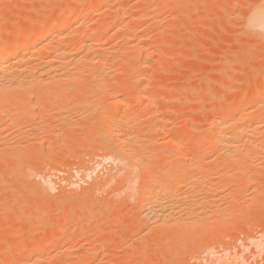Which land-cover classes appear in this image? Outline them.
<instances>
[{"label": "rangeland", "instance_id": "rangeland-1", "mask_svg": "<svg viewBox=\"0 0 264 264\" xmlns=\"http://www.w3.org/2000/svg\"><path fill=\"white\" fill-rule=\"evenodd\" d=\"M257 2L256 0H162L161 2H159L158 0H109L105 5H103L104 7L102 6L101 8L99 7L97 0H0V37L2 38V40L0 41L6 39L8 40L9 37L20 38V36H24L26 34L25 31H28V26L31 24L30 21H37V23L35 24H37L39 28L41 26L46 27L52 22V19L54 20L56 17H63L64 7L69 6L70 8H73H71L72 10L75 9L73 11L74 16L82 8H89L90 10H93L92 14H94L91 15L90 21H86L84 25L83 23H80V26L79 24L73 25L68 31L63 34L64 36L62 37V39L57 40V44L60 45L65 40V44L73 43L77 40V34H80L78 33V31L80 32L81 30V32H83L86 29L88 30V26H91V28L93 29H100L103 26V22L111 19L115 14H118V16H123L117 17L120 24L119 29L121 28V32L119 31L116 35H114V37H109L110 39L108 40L107 38H105V42L101 38L100 44H102L103 46L99 45L102 46L99 48L100 50L102 49L101 55L104 54L103 52L107 51L104 50V48L110 49L111 47L110 50L108 49L109 55L107 52V54H105L109 56L107 57L109 58V61H111L112 59L115 60V58L120 60V51L122 50V52L124 53L126 49L125 45H129L127 44L128 39L126 38H129L130 35L125 32H129L130 29L133 31V29L143 28V32L139 29L141 31L139 33L140 35L142 33L145 35L143 37L144 41L142 38H140L142 36H140L135 30L131 33L133 34V36L129 38V41L133 40V43L138 46L140 45L139 42H141L142 39L144 46H142L141 44L140 46H142L143 48L139 47V49H146L144 48L146 46L150 50L147 49L146 51L144 50V52L143 50L140 51L138 49L141 53L142 51L144 53L140 55V52L137 53V51L136 53L140 56H137V58H135L134 60L133 58L131 61L129 60L127 62L128 65L127 63L123 64L124 68L121 67L123 69L119 67L121 70L116 67L115 69L114 63H111L113 64L112 66L114 69L108 68L109 65L106 67L104 66V64H101V68L103 70L102 72L107 73L110 69H112L113 73L112 71L109 72L114 74V71L118 69L114 75L111 74L112 77H110V79H108V73L107 75L104 73L102 75L103 77L106 76V79H108L106 82V87L108 85L110 86V88H112L113 86L119 87L120 85H124L130 90V87L132 86L131 91L133 90L132 93H134V95L136 94L135 99H137L138 102L140 101V99L141 101L143 100V98H141L140 96V94L142 93L140 92H143V94L146 93V96L147 93L152 94L153 96L154 93H157V95H155L156 97L154 96V99H157L158 97V101H155V99L154 101H152V103L154 104L149 103L150 105H148L147 103H145L147 105H143V103L145 102L144 99V102H139L142 105L140 106V104L136 102L137 100L134 102L131 99V103L133 101L134 106L132 105V108L131 106H129L130 109L127 107L125 109L123 103H117L119 98L122 97L119 101L125 98V93L124 97L120 96L121 93H119L120 95H118L117 97H120L118 99L115 98L117 100L110 97V101L109 97L108 99L106 97L104 99H101L103 97H99L98 100L100 101L101 99V103L98 100L97 103L99 102L100 105L103 104V106H98L99 104L96 103L97 107L95 108V111L97 108H99L100 111L103 107V109L106 111H102V113L104 112L103 114H105V112H107L109 114V111H111V107L113 108L114 106L113 101L115 100V102L117 103H115V105L116 107L118 106L117 111H122L121 108L124 107L122 113L124 112L123 114L125 115L121 116L122 118L123 116H125V121H127V124L131 123L129 125L133 127L131 130V127L127 125V127H130L128 129L129 132L132 131L131 133H133L139 129L141 131L142 126L141 133H143L144 131V133L147 132L150 134L146 135L139 132L141 136L143 135L142 137L149 136V139L147 140L149 141L148 143H150V145H148V143H144L143 141L146 139L144 138L143 140L142 137L141 139L143 141L140 139L139 142L141 141L144 143V145L146 144L148 146L147 147L145 145V147L147 148V153L149 150L152 151L151 154H148L151 155L149 162L146 160L148 158L145 159L148 163H150L147 165H150L149 169L147 167L146 168L148 170L145 168L146 172H152V170H154L158 166L163 167L164 169H167L170 166L169 168L173 169L175 168V166L179 165L180 162L182 164L184 163L185 165L187 164L186 168H188V173H186L185 176H190L188 178L186 177L187 180L189 178H192L193 175H195L194 177H196L197 173V176L201 175V180H203V178H205L203 177V175L205 172H207L208 175L205 173V176L207 177L201 182L202 185L199 183V190H196L199 193L194 192V198L198 199V201L200 200V197L203 198V203H201V200L197 202L198 204H203V207L206 206V200H208V202H211V204L212 202H214L213 205H211L214 208L221 205V207H219L217 210V215L221 212L222 209L224 212H227H223V216H220L221 220L220 217L218 219L225 224V228L222 229L220 228V226L215 227L217 232L219 233L216 234L217 232H213V236H210L212 234L210 233V230L206 231L208 230V227H206L207 229L204 228L205 231L200 230L202 228H199V232L196 228L195 230H193V233L194 231L197 232L194 233V236L188 235V237L191 236L190 238L192 239H195L193 237H195L196 235L195 240H187L186 238V240H181V235H178L179 233L173 234L174 236H170L167 234L162 235V233L158 229L150 230L146 226L143 227L144 224L141 221V206H139V203L137 201L131 200L132 198H129L128 200V194H126L127 192L124 190V188H122L123 186L110 176L109 173L112 169L111 167L113 162L108 158L109 149L100 140L96 141L94 133L93 131H91L90 126L91 124H94V122H92L94 120L93 118L97 117L95 115H102L100 113L101 111H96L97 114L93 115L95 117L91 116L94 113L93 111L92 113H90V110L94 109H91L92 107L90 108V106L96 105L95 100L98 96L96 97L94 93H89L90 91H87V94L81 92L83 89L87 88L89 84L87 83L88 86L86 83H83V86L79 85L81 89L77 84H72L73 86L71 85V87L67 85V87L69 88H66L65 85L64 87L68 92H70L72 88H74V91L77 88V90L75 91L76 93H74L72 90V94L68 92H65L66 94L64 93L63 96V93L59 94L63 97L62 98L60 96V99H58L59 95H56L57 100H55V98L54 100L56 102L54 101V103L48 102V100H50L53 96H51V98L48 100L46 96V98L43 97L42 100L44 101V103H37L38 106H36V103L34 102L35 109L34 105H31V107H33V112L35 115H33V113H28L32 109L28 108L30 107V103L32 104L33 100L35 99L38 102L37 95L34 92V94H32L33 96H28V99L29 97L31 98L30 101L28 100L29 103H27L26 105V107L28 106V109L26 110L25 107L26 112L30 116H27L24 111H17V114L16 111L11 113L8 112L10 114H7V111L5 109H7L8 107L0 110L5 113H2L3 116H1L2 114L0 113V119H2L0 121V135H2L0 136V145L2 144V147L0 146V156L3 153L8 156L7 157L5 155L7 158H5L4 156L0 157L2 159L0 160V248L6 238L11 240V238H9L8 236L11 237V235L14 234L16 230H20L19 238L13 241L8 240V248H6L4 252L0 250V264H19L23 260L25 262V256L22 254L19 255V250L22 248V246H24L23 248L29 249L39 246L38 248H40L41 252L44 253L43 251L46 249V241L54 237L53 233L55 229L59 227V225H61V222L67 216L71 217L74 221L78 220L81 217L83 219L81 221V224L78 223L77 225H75L69 223L67 225H63L65 227V229L64 227L62 228L63 233L60 236L54 237L55 240L53 246L55 247L57 245V248L58 246H64L65 242L67 240L70 241L71 237L74 235L73 241H76V248L74 249L75 253L73 252V256L69 254L67 257L65 255L67 257L66 260L68 259L67 264H71L72 262V264H76L78 259V262H80L81 260L80 264H264V146L261 145V147L259 146L258 149L257 147H252L255 148L254 150L250 148V150H253L250 151L252 153L251 156L253 157H250V160L247 158V160L238 162L235 160L231 161L225 159L226 157L220 151H216V148H209L208 151H201V148L197 147L196 144H193L194 138L186 136L189 133H192V136H196L197 139L198 135H195L197 133L199 135H207L206 131H208V129L211 127L212 120L215 116V110L217 108H222L230 103H238L240 105V103L242 102V109H246L248 101L253 99L252 96L255 90H260V88L263 87L264 32H255L250 30V28L249 30L247 29V23H249V21L247 22V18L249 20L248 14L250 13V11H252ZM122 7L131 8L132 10L131 12H127L124 10L122 11ZM115 10H118V12L116 13ZM143 11L145 12L144 14L147 13V15L142 16ZM124 12L126 14H124ZM121 24H124V27ZM25 26L27 29L25 28ZM91 28L89 27V30ZM76 30L78 31L76 32ZM134 33H137L138 37L140 36V39L136 36L133 39L135 35ZM65 35H67L66 38H68L69 40L66 38L65 40H63ZM59 41L60 43H58ZM136 42L139 44H137ZM54 43L55 45H57L56 41ZM123 47L125 48L122 49ZM149 53H151L150 57H147V54ZM38 59L39 56L35 57L34 60L37 62ZM103 59H105V61L107 60L106 57H103ZM148 60L150 63L148 62ZM134 62L136 64L139 63L140 65H137L140 68H142V66L149 67L147 65H150V70L147 71L149 68H146L147 70L144 71V74L146 72L149 76L143 75L147 78H144L142 76V81L144 80V83L140 82L141 86H139L140 84L138 82L137 85H133L134 82H131L133 80V74H137L132 73L135 72L134 70L132 71V69L134 68ZM129 63H133L131 64L133 68L129 66ZM118 64L120 66V62L117 63V66ZM71 67L73 68V66ZM99 67L100 65L98 66V68ZM103 67H105V69L108 68V70L104 71L105 69H103ZM232 77L234 78L232 79ZM126 83L128 86L126 85ZM129 83H131V85ZM249 84L251 86V88L249 86L250 89H248L250 92L248 90H244V85ZM50 86L52 87V85ZM189 89H191L192 91ZM134 90L136 92H134ZM77 91H79L80 93H77ZM22 94H26V92H23ZM22 94L20 96H22ZM9 95L5 97H9V103L6 99H3L4 101H1L2 98L0 99V103H5V101H7V105H15V109H17V107L19 108L22 103H25L24 101L22 102L20 96L15 98V101L14 98L10 99L11 95ZM35 96L36 98L34 99ZM25 97L27 99V96ZM85 97H88L87 99H89V101H87ZM18 98H20L22 103ZM128 98L127 100L129 101L130 98ZM10 100L13 101V103ZM46 100L47 105L44 106ZM86 102L89 105H87ZM84 103L85 106H89V109H87L89 110L88 113H86V110L82 109ZM109 103H112L111 107H109ZM135 103H137L138 106H136ZM39 105H41L40 108L42 109H38ZM94 107L95 106H93V108ZM104 107H106V109ZM160 107L163 109V111H165V113L163 111H160L161 114L163 113L162 117L165 118H163V126H160L161 123H159L158 128H164L163 130H159L157 128L159 132L156 130H154V132L150 131V129L148 128H150V125L153 123V121H151V117L149 119V116L151 115H149L148 113L150 112V110H153L154 112L155 110L159 111L161 110ZM13 108L9 107L8 109ZM261 108L262 105H260L258 101H255L251 104V106H248L246 111L245 109H243L244 111H242L241 109L240 111L242 112H238L235 115V118L240 124H242L244 121H250L249 119L254 120L257 117L260 118L259 111L262 112ZM125 111L127 114L125 113ZM31 114L33 115V117H31ZM128 114H130L131 116ZM66 115L69 117H67ZM206 115L207 117H205ZM9 117L11 119H9ZM66 117L67 119L70 118V121H66ZM25 118H27V120H30L31 118V122L33 119L34 121L32 125H30V122H28L30 124H26L27 120ZM59 118H64V120H66L62 121ZM100 118L101 120L103 119V121H106L107 114L105 118L104 115ZM97 119H95V123L99 122V120ZM134 119L136 121H133ZM167 120L169 121V123L167 122ZM240 120L242 121V123L240 122ZM261 120L264 125V117L261 118ZM165 121L167 123V126H164L163 124L165 123ZM16 125H18V127ZM11 126L13 127L11 128ZM87 128H89L90 131ZM194 128H198V130ZM1 129L4 132H1ZM148 131H150L151 133ZM177 132H180V135ZM202 135L200 137H202ZM258 136V141L262 140L260 138V135ZM184 137H186L187 139ZM205 137L207 138L208 136H203L202 138ZM192 139L193 141L191 144ZM147 140L145 142H147ZM173 140L181 142V146H183L182 148H184V151L182 149L180 150L182 151V153L184 152V154L181 153V155H177L175 156V158H168V150L170 148L173 149L174 147L171 143L173 142ZM188 140L190 142H188ZM175 142H173L174 145L177 144ZM181 146L179 144V148ZM195 147L199 148L200 151H196L198 149H195ZM14 149L17 152L14 151ZM247 149L249 150V148ZM11 150H13L14 152H12ZM106 151L107 153L103 154V152ZM9 152L12 153H10L11 158H9ZM181 156H184L183 158L185 160ZM106 157L107 159H105ZM252 158L255 160H253ZM4 159H6L7 161H4ZM102 159L105 160V162ZM227 160L230 162L228 163ZM100 162L104 163L101 164ZM193 163L196 167L194 165H191ZM197 163H201V165H197ZM230 163H232L233 165ZM234 163L238 164H236L235 166ZM221 166H225V168H222ZM219 167H221L222 169H219ZM215 169L220 170V173L213 175L214 172L212 171H215ZM248 169L250 172L248 171ZM194 171L197 172L195 173ZM201 171L204 172L203 175L199 174L202 173ZM209 171L212 173H210ZM143 172L146 174L145 171ZM235 172H237V176L235 175ZM242 172L249 174H244L245 176L242 174L240 175V173ZM231 173L235 177H233ZM96 176H99L98 178L100 179H104L101 181L100 179L98 180V178H96L98 180L97 183V180L95 179ZM248 176L251 179H249ZM203 184L205 185L204 187ZM90 186L93 188V191ZM99 186L101 188L103 187L102 190ZM207 187L210 188V191H207L209 190ZM116 189H118V191ZM205 189L206 192H202L205 191ZM88 190L91 191L89 192ZM217 190H219V192ZM207 192H209L210 194H208ZM195 193H197L198 195ZM205 197H207V199ZM209 197L210 199L212 198L213 201H209ZM91 198H94L97 206L84 208L83 205H85L86 203L88 204V201H90ZM190 198L191 194L189 196V199L187 198L189 200V203L187 205H190V202L191 204H193L195 203V201H197L193 198L192 200L194 202L192 203V200H190ZM223 200H226V203ZM235 200L236 202H234ZM253 201L254 203H252ZM132 202L134 203L132 204ZM185 203H187V201ZM197 203L195 204L198 205ZM230 203H232V205ZM208 204L209 203H207V207L209 209V207L211 206H208ZM222 204H224L225 207ZM193 206L194 204L189 207L195 208ZM222 206L224 208H222ZM201 208L199 207V209ZM211 208L209 209L210 212L213 211L211 210ZM203 209L207 208L204 207ZM16 211H19V213H17ZM214 211L216 210L214 209ZM20 212L22 213V215H20ZM212 214L207 215L211 216ZM214 214L212 218L208 216L210 219L206 221L210 223L211 221L209 220L213 219V217H215L214 220L217 221V215L216 213ZM84 216H86V219L83 218ZM31 221H33L35 225ZM25 222L28 224V227L25 226ZM208 224L206 226H208ZM214 224L210 223L209 225H211L210 227H212V225ZM31 225H33L34 227L32 226L31 228ZM92 229H94V232L92 233V240H94V242L92 244H94L95 242L99 243H96L94 246H92L91 242L87 240V234L89 230ZM200 231H204V234L200 233ZM34 233L37 236V240L39 239L37 243H32L30 239ZM205 234L208 237H205ZM164 239L166 240V242ZM167 246H169L170 248L167 249ZM54 247L52 248L54 249ZM55 249L52 252L55 253ZM165 249L168 251H165ZM54 253H52V255L49 254V257H46V254H44L43 258H47L45 260L46 262L43 258H41L42 262L40 261V263L66 264V260H64L65 258H62V256L56 258V255ZM69 259L72 261L71 263L68 262ZM21 264H23V262Z\"/></svg>", "mask_w": 264, "mask_h": 264}, {"label": "bare ground", "instance_id": "bare-ground-1", "mask_svg": "<svg viewBox=\"0 0 264 264\" xmlns=\"http://www.w3.org/2000/svg\"><path fill=\"white\" fill-rule=\"evenodd\" d=\"M109 0H97V3H98V5H99V7H101L102 8V6L103 5H105L107 2H108ZM159 2H161L162 0H158ZM179 1V0H178ZM181 1V0H180ZM258 0H256V2H257ZM164 2V1H163ZM225 2V1H224ZM67 5V4H66ZM80 5V4H79ZM104 7V6H103ZM106 7V6H105ZM72 8V7H71ZM69 6L68 7H64L63 8V13H64V15H63V17H56L54 20L52 19L51 21V23L50 24H48L46 27L45 26H41L40 28L38 27V25L37 24H35V23H37V21L36 22H32V21H30V25L28 26V29L26 28V26H25V28L28 30L27 32L25 31V33H23V34H25L24 36L22 35V37L20 36V38H17V37H15V38H8V40L6 39V40H3V41H0V99H1V101L3 100V99H6L7 101L9 100L8 98L9 97H7V98H5L6 96H8L9 94L11 95V97H10V99L11 98H17L18 96H20L23 92L25 93L26 92V94H22V96H20L21 97V100H22V102L24 101L25 103H22L21 102V100H20V98H18L19 99V101L22 103L21 105H20V109L17 107V109H15L16 107H14L15 105H12L11 106V104H9L10 106H8L7 104L9 103V101H8V103H7V101H5V103H0V110H3V108H6V107H10V108H13V109H8V110H10V111H8L7 109H5L6 111H7V114H10L11 112H15L16 111V114H17V111H24V113H26L27 114V116H30V115H28V113L30 114V113H33V115H35L34 114V112H33V107H31V105H34L35 103V105L36 106H38V104L40 103V102H42V104L44 103V101L42 100V98L43 97H47V100L48 99H50L51 98V96H53L50 100H48V102L50 103H54V101L55 100H57V96L56 95H59V94H62V96L64 95V93L66 92H68L67 91V89L66 88H69V87H71V85L72 84H77L78 86L80 85H82L83 83L85 84H89V86H88V84H87V88H89V89H87V88H85V89H83L81 92H83L84 94H87V91L89 92V93H94V95H96V97H97V99L95 100L96 102H95V104L97 103V100H98V98L99 97H103V98H101V99H104L105 97L108 99V97L110 98H119L120 96H123L124 97V93H125V98L124 99H122L121 101H119L121 98H119V100L117 101V103H123L124 104V107H125V109H126V107L127 108H129V106H131V108L134 106L133 104V101L135 102L137 99H135L136 98V94L134 95V93H132L133 92V90L131 91V88H132V86L130 87V90H129V88L128 87H126V86H124V85H118L119 87H115V86H113V87H115V88H110V86L108 85L107 87H106V85H107V80L108 79H110V77H112V75H114L116 72H117V70H115L114 71V74H112L113 73V70L112 69H110L109 71L111 72L112 71V73H110L109 71L107 72L108 73V79H106L107 77L106 76H104L103 77V73L104 74H106L107 75V73L106 72H102L103 70H102V68H101V64H104V66H108L109 65V67L108 68H113V64H111V63H114V68L116 67V68H121V67H123V64H126L129 60L131 61L132 60V58H133V60L135 59V58H137V56H140L141 54H143L147 49L148 50H150L148 47H144V48H146V49H141V50H145L144 52L142 51V53L140 52L141 50L139 49V47H142V46H144V44H143V41H144V39H143V37L145 36L143 33L140 35V33L139 32H143V28H137V29H133V31L130 29L129 30V32H125V33H127L128 35H130V37H132L133 36V34H131L132 32H134V30L140 35V36H142V37H140V38H142L143 39V41H142V39H141V42H139V41H137V42H139L140 43V45L142 44V46H140V45H135L134 43H133V40H132V38H131V40L132 41H129L130 39V37L129 38H126V39H128L127 40V44H129V45H125V47H126V49H125V51H124V53L122 52V50L120 51V53H121V58H120V56H119V59L122 61V64H121V61L120 60H118L117 58H115V60L114 59H112V60H114V61H112L111 59V61H109V50L111 49V47H110V49L108 50L107 48L105 49L104 48V50H107V51H105V52H103L104 54H102L101 55V53H102V49L100 50L99 48L100 47H102L103 45L102 44H100L101 43V41H100V39L102 38V40L104 41V40H106L105 38H107V40L108 39H110L111 37H114V35H116L120 30H121V28L119 29V21H118V19H117V17H119L118 16V14H115L111 19H109V20H106L105 22H103L102 23V28H100V29H93V28H91V26H88V30L86 29L85 31H83V32H81V30H80V32L78 31V30H76V32L78 31V33H80L79 35L77 34V40L76 39H74V40H76L75 42H73V39H72V42L73 43H70V44H65V42H66V40H65V38L67 37V35H65V37L63 38V40H65V41H61L62 43L59 45V44H57V40L58 39H62V37L64 36L63 34L66 32V31H68L73 25H77V24H79V26L83 23V25H84V23H86V21H90V19H91V15H94V14H92L93 12V10L91 9H81L80 11H78L77 12V14L74 16L73 15V11L75 10H72ZM100 8V9H101ZM123 8V7H122ZM121 8V9H122ZM58 9V8H57ZM117 9V8H116ZM120 9V10H121ZM103 10V9H102ZM119 10V11H120ZM130 11L131 12V8H123L122 9V11ZM116 11V10H115ZM144 11H145V9H144ZM142 12V16H145V15H147V13L146 14H144L145 12ZM118 12V10L116 11V13ZM121 12V11H120ZM147 12V11H146ZM155 12V11H154ZM124 14H126L125 12H124ZM183 14V13H182ZM74 16V17H73ZM248 16H249V20H248V18H247V22L249 21V23H247V29L249 30V28H250V30H252V31H255V32H260V31H263L264 32V0H259L258 2H257V4L254 6V8L252 9V11H250V13L248 14ZM247 16V17H248ZM120 17H123V16H120ZM141 17V16H140ZM139 17V18H140ZM93 19V18H92ZM32 20V19H31ZM29 21V20H28ZM85 21V22H84ZM125 21V20H124ZM33 23V24H32ZM81 23V24H80ZM120 23H121V21H120ZM40 24V23H39ZM105 24V25H104ZM144 24H145V22H144ZM249 24V25H248ZM42 25V24H41ZM122 25V24H121ZM124 25V24H123ZM122 25V26H123ZM105 26V27H104ZM89 27L91 28L90 30H89ZM117 27V28H116ZM121 27V26H120ZM124 27V26H123ZM24 28V29H25ZM116 28V29H115ZM127 28V27H126ZM145 28V27H144ZM124 29V28H123ZM246 29V30H247ZM14 30V29H13ZM16 30V29H15ZM123 31H125V30H123ZM127 31V30H126ZM149 31V30H148ZM121 32V31H120ZM137 33H134L135 35H134V37H133V39L135 38V36L136 37H138V34ZM68 34V33H67ZM70 34V33H69ZM146 34V33H145ZM1 35V34H0ZM20 35V34H19ZM14 36H16V35H14ZM127 36V35H126ZM148 36V35H147ZM13 37V36H12ZM75 37V36H74ZM103 37H104V39H103ZM110 37V38H109ZM128 37V36H127ZM138 37V38H139ZM1 38V37H0ZM139 38V39H140ZM5 39V38H4ZM66 39H68V38H66ZM137 39V38H136ZM0 40H2V38L0 39ZM69 40V39H68ZM99 40V41H98ZM167 40V39H166ZM251 40V39H250ZM258 40V39H257ZM56 41V44L57 45H55V42ZM135 41V40H134ZM97 42H99V43H97ZM105 42V41H104ZM130 42V43H129ZM136 42V43H137ZM58 43H60V41L58 42ZM139 43H137V44H139ZM97 44H98V48H97ZM99 45H102V46H99ZM121 45V44H120ZM151 46V45H150ZM153 46V45H152ZM238 46V45H237ZM125 47H123L122 49H124ZM119 48V47H118ZM143 48V47H142ZM116 49H117V47H116ZM140 51H139V50ZM157 49H158V47H157ZM161 49V48H160ZM159 49V50H160ZM165 49V48H164ZM101 52H100V51ZM115 50V49H114ZM158 50V51H159ZM138 51V52H137ZM153 51V50H152ZM155 51V50H154ZM161 51V50H160ZM108 53V55H105V54H107ZM111 52V51H110ZM139 53L140 55H138L137 53ZM147 53V52H146ZM156 53V52H155ZM154 53V54H155ZM247 53V52H246ZM115 54V53H114ZM150 54L151 53H149V54H147V57L149 56L150 57ZM123 55V56H122ZM145 55V54H144ZM39 56V59H38V61L36 62L34 59H35V57H38ZM108 56V57H107ZM103 57H106V61L109 63H107L106 61H105V59H103ZM144 57V56H143ZM152 57V56H151ZM154 57V56H153ZM115 61H116V63H115ZM140 61V60H139ZM142 61V60H141ZM152 61V60H151ZM104 62V63H103ZM118 62H120V66H119V64H118V66H117V63ZM146 62V61H145ZM148 62H149V60H148ZM147 63V62H146ZM150 63V62H149ZM106 64V65H105ZM131 64H133V63H131ZM130 63H129V66H131L132 68H133V66H134V68L132 69V71L134 70L135 72H132V73H137L136 75H134L133 74V77H132V79L134 80H132L131 82L133 83V85H137L138 83L140 84V82H142V83H144V80L142 81V79H143V75H147V76H149L148 75V73H146L145 72V74H144V71H146L148 68V70L147 71H149L150 70V65L148 64L147 66H149V67H144V66H142V68H140L137 64H139V63H135L134 62V64L135 65H137V66H135L134 64H133V66L131 65ZM100 65V67L98 68V66ZM110 65H111V67H110ZM122 65V66H121ZM127 65H128V63H127ZM126 65V66H127ZM140 65V64H139ZM71 66H73V68L71 67ZM229 66V65H228ZM71 67V68H70ZM128 67V66H127ZM126 67V68H127ZM136 67V68H135ZM98 68V69H97ZM101 68V69H100ZM108 68L107 69H105V67H103V69H105L104 71H107L108 70ZM113 68V69H114ZM115 68V69H116ZM119 68V70H121V69H123V68H121L120 69ZM145 68V69H144ZM147 68V69H146ZM97 69V70H96ZM136 69V70H135ZM144 69V70H143ZM98 70H101V71H98ZM125 71V70H124ZM128 73V72H127ZM112 74V75H111ZM143 76V77H142ZM155 76V75H154ZM234 76H235V74H234ZM242 76V75H241ZM144 78H147V77H144ZM234 77H232V79H233ZM112 79V78H111ZM114 79V78H113ZM259 79H260V77H259ZM114 81V80H113ZM116 81V80H115ZM123 81V80H122ZM149 81H150V79H149ZM229 81V80H228ZM109 82V81H108ZM112 82V81H111ZM138 82V83H137ZM121 83V82H120ZM55 86H54V85ZM130 85H131V83H129ZM50 85H52V87L50 86ZM66 85V88L64 87ZM67 85H69V87H67ZM76 85V86H77ZM126 85H127V83H126ZM46 86H48V87H46ZM51 88H50V87ZM54 86V87H53ZM73 86V85H72ZM79 86V87H80ZM83 86V85H82ZM128 86V85H127ZM139 86H141V84L139 85ZM142 86H144V85H142ZM147 86V85H146ZM245 86V89L244 90H248V89H250L251 88V86H250V84L249 85H244ZM249 86H250V88H249ZM78 87V88H79ZM108 87H109V89H108ZM135 87V86H134ZM128 88V89H127ZM141 88V87H140ZM143 88V87H142ZM146 88V87H145ZM71 89V88H70ZM70 89H68V90H70ZM74 88H72L71 90H70V92H68V93H71L72 94V90H73ZM80 89H81V87H80ZM77 90V88L75 89V91ZM79 90V89H78ZM136 90V89H135ZM134 90V92H136ZM189 90H191V89H189ZM74 90H73V92L74 93H76ZM138 91V90H137ZM156 91V90H155ZM192 91V90H191ZM239 91V90H238ZM237 91V92H238ZM249 91V90H248ZM34 92L36 93V95H37V98H38V102H37V100L35 99L36 98V96L34 97V99L35 100H33V102H32V104L30 103V107H28V108H32L31 110H30V112H26V110L28 109L27 107H26V105H27V103H29V101H30V97H29V99H28V96L29 95H32V94H34ZM79 91H77V93H78ZM240 92V91H239ZM250 92V91H249ZM28 93V94H27ZM65 93V94H66ZM80 93V92H79ZM119 93H121V95L119 94ZM140 93H142V94H140ZM139 94H140V96H141V98H143V100L145 99V102L143 103V105L145 104V103H147L148 105H150L151 103H152V101H154L155 99H154V96L155 95H157V93L155 94L154 93V96L152 95V94H148L147 93V96H146V93H144L143 94V92H140ZM208 93V92H207ZM123 94V95H122ZM138 94V93H137ZM9 95V96H10ZM27 96V99H26V97L25 96ZM118 95H120L119 97H117ZM164 95V94H163ZM25 98H24V97ZM33 96V95H32ZM49 96V97H48ZM60 96L61 95H59L58 97V99H60ZM61 96V97H62ZM69 96V95H68ZM126 96H127V98L129 97L130 98V100L128 101L127 100V98H126ZM138 96V95H137ZM4 97V98H3ZM45 97V98H46ZM64 97H67V96H64ZM74 97H75V95H74ZM132 97V98H131ZM156 97V96H155ZM23 98V99H22ZM56 98V99H55ZM63 98V97H62ZM71 98H73V97H71ZM86 98V97H85ZM88 98V97H87ZM86 98V99H87ZM111 98H110V101H111ZM128 98V99H129ZM138 98H140V97H138ZM252 98L253 99H249L250 101H248V103H247V108H248V106H251V104L253 103V102H255V101H258L259 103H260V105H262V112L261 111H259L260 112V118L259 117H257V118H253L254 120H251V119H249L250 121H244L243 123H242V121L240 120V122L242 123V124H240V123H238V120H236V114L238 113V112H242V111H244L243 109H245V108H243L242 109V105H241V103H240V105L238 104V103H230V104H228V105H226V106H224V107H222V108H217L216 110H215V116H214V119L212 120V123H211V127L208 129V131H206V134L207 135H202V137L203 136H208L207 138L205 137V138H202V137H200L201 135H199L197 132V134H195V135H198V137H197V139H196V136L194 137V135L192 136V133H189L188 135H186V136H189V137H193L194 138V141H195V139H196V143L193 141V139L191 140V144H192V141H193V144H196V146L197 147H199V148H201L202 150L201 151H204V150H207L208 151V149L209 148H216L217 150L216 151H220L226 158L225 159H228V160H235V161H238V162H242L243 160H247V158L250 160V157H253V156H251V152L250 151H253L256 147H257V149L259 148V146L261 147V145H263L264 146V125H263V123H262V120H261V118H263L264 117V85H263V87L262 88H260V90H255V92H254V94H253V96H252ZM14 99H12V100H14ZM26 99V100H25ZM55 99V100H54ZM65 99V98H64ZM101 99H100V103H101ZM117 99H115V100H117ZM125 99H126V101H125ZM131 99L133 100L132 101V103H131ZM135 99V100H134ZM157 99H158V97H157ZM155 100V101H158V100ZM161 99V98H160ZM163 99V98H162ZM236 99V98H235ZM29 100V101H28ZM47 100H46V103L44 104V106L45 105H47ZM68 100V99H67ZM70 100H72V99H70ZM69 100V101H70ZM113 100V99H112ZM115 100L113 101L114 103V106H113V108L111 107L112 106V103H109L110 105H109V107H111V111H109V114L107 113V112H105V114H103L102 113V111H106V110H104L103 109V107L101 108V112L99 111V108H97L96 109V111H99L100 113H101V115L103 116L104 115V118L106 117V114H107V120L106 121H103V119L101 120V118L100 117H102V116H99L98 114H97V112L95 111V108L97 107V104H99L98 106H103V104H101L100 105V103L98 102L96 105H93V106H95L94 108H93V106H90V108L91 109H94V110H90L91 112L90 113H92V111H93V113L94 114H92L91 116H93V115H95V114H97V115H95V116H97L98 117V119H97V117L96 118H91L93 121L92 122H94V124H91V126H90V128H91V131H93V133H94V136H95V140L96 141H98V140H100L105 146H107L108 147V149H109V152H108V158L109 159H111V161L113 162V164H112V169L110 170V176L112 177V178H114L120 185H122L123 187L122 188H124V190L127 192L126 194H128V200H129V198H132L131 200H135V201H137L138 203H139V206H141V209H142V223L144 224V226L143 227H148V229H150V230H153V229H158V230H160V232L162 233V235H170V236H174L173 234H175V233H179L178 235L180 236V239L181 240H195L196 239V235H195V237H193V238H195V239H192V238H190L191 236H194V233H197V232H195L194 231V233H193V230H195L196 228H197V230L199 229V228H202V229H200V230H204V228H206V227H208V230H206V231H209L210 230V233H212L211 235H210V233H209V235L210 236H213V232H217V230H216V228L215 227H219L220 226V228H225V224L223 223V222H221L220 220H221V217L223 216V209L221 210V212L220 213H218V215H217V210H218V208L219 207H221V205L219 206V207H212L211 205H213V203L214 202H212V204H211V202H208V200H204L205 201V203L207 202V203H209L208 204V206H211V207H209V209L211 208V210H213L214 211V209L216 210V211H211L213 214L214 213H216V215H217V217H216V220L217 221H215L214 220V218L215 217H213V219H211V220H209V221H211L210 223L211 224H214V225H212V227H210L211 225H209L210 223L209 222H207L206 220H208V219H210V218H212V216H214L211 212H210V210L208 209V207H207V203L205 204L206 206H204L205 208H207V209H203L204 207H203V204H201V203H203L202 201V199L203 198H201L200 197V200H201V203L200 204H198L197 202H199L198 201V199H196V198H194L195 197V195H194V192H197L196 190H199V188H198V186H200V184L202 185V181L207 177V176H205V173L207 174V172H202V173H199V174H202L203 175V173H204V175H203V177H205V178H203V180H201V178H202V176L201 175H199V176H197V174H196V177H194L195 175H193L192 176V178H189L188 180H187V178L188 177H190L189 175H188V177H187V175L185 176V174L186 173H188L187 171V169L188 168H186V166H187V164L185 165L184 163L182 164L181 162V165H180V163H179V165H177V166H175V168H173V169H170L169 167V169L167 168V169H164L163 167H157V168H155L154 170H152V172L151 171H148V172H146V170H145V168L147 167L148 169H149V166H147L148 164H150V163H148L149 162V159H150V156L151 155H148L149 153L151 154V150H149L148 151V153L146 152V147H145V145L149 142L147 139H149V136H144V137H142L141 136V134H146V135H148L149 133H144V131H143V133H141V131H142V126H141V131H140V129L139 130H137V131H135V132H133V133H131L132 131V126L131 125H129V124H131V123H129V124H127V121H125L126 120V117L125 116H123V118H124V120H123V118H122V116L121 115H125V114H123L122 113V111H123V108H121V110L122 111H117V107H116V105H115ZM168 100H169V98H168ZM172 100V99H171ZM243 100V99H242ZM4 101V100H3ZM11 101V100H10ZM15 101H16V99H15ZM32 101V100H31ZM53 101V102H52ZM74 101V100H73ZM86 101V100H85ZM87 101H89V99H87ZM109 101V100H108ZM124 101V102H123ZM128 101V102H127ZM140 101H141V99H140ZM139 101V102H140ZM141 101V102H142ZM182 101V100H181ZM12 103H13V101H11ZM35 102V103H34ZM56 102V101H55ZM78 102V101H77ZM82 102H84V101H82ZM103 102H104V100H103ZM102 102V103H103ZM127 102V103H126ZM136 102H138V100L136 101ZM138 102V103H139ZM180 102V101H179ZM38 103V104H37ZM106 103V102H105ZM104 103V104H105ZM116 103V104H117ZM150 103V104H149ZM41 104V103H40ZM64 104V103H63ZM79 104V103H78ZM86 104L87 105H89L87 102H86ZM92 104H93V102H92ZM123 104H122V106H123ZM131 104V105H130ZM140 104V106H142L141 105V103H139ZM147 104H145V105H147ZM152 104H154V103H152ZM184 104V103H183ZM226 104V103H225ZM35 105H34V109H35ZM84 106H82V104H81V106L83 107L82 109L83 110H86V113H88L89 112V110H87V109H89L87 106H85V103L83 104ZM133 105V106H132ZM135 105L136 106H138L137 105V103H135ZM53 106V105H52ZM72 106V105H71ZM74 106V105H73ZM107 106V105H106ZM154 106V105H153ZM25 107H26V110H25ZM41 107V105H39V107H38V109ZM47 107V106H46ZM63 107V106H62ZM84 107H87V108H84ZM168 107V106H167ZM243 107H244V105H243ZM24 108V109H23ZM69 108V107H68ZM72 108V107H71ZM79 108V107H78ZM105 109H106V107H104ZM147 108V107H146ZM246 108V109H247ZM15 109V110H14ZM23 109V110H22ZM40 109H42V108H40ZM61 109V108H60ZM120 109V108H119ZM130 109V108H129ZM140 109V108H139ZM142 109V108H141ZM157 109H158V107H157ZM160 109L161 110H155V112L152 110H150V112L148 113L149 115H151V116H149V119H150V117H151V121H153V123L150 125V128H148V129H150V131H153L154 132V130H156V131H158L157 130V128H158V126H159V123H161L160 124V126H163L162 125V122H164L163 121V118H165V117H162V115H163V113L161 114V112L160 111H163V109L160 107ZM242 109V111H240ZM246 109H245V111H246ZM261 109H259V110H261ZM11 110H13V111H11ZM51 110V109H50ZM56 110V109H55ZM59 110V109H58ZM68 110H70V109H68ZM109 110H110V108H109ZM166 110V109H165ZM76 111V110H75ZM8 112H10V113H8ZM21 112V113H22ZM78 112H80V111H78ZM82 112H84V111H82ZM129 112H130V110H129ZM164 113H165V111H163ZM170 112V111H169ZM0 113L2 114L3 113V111H0ZM23 113V114H24ZM47 113V112H46ZM50 113V112H49ZM99 113V114H100ZM125 113H126V111H125ZM140 113V112H139ZM245 113V112H244ZM252 113H256V112H252ZM0 114V115H1ZM3 114H5V113H3ZM3 114L1 115V116H3ZM64 114V113H63ZM127 114V113H126ZM174 114V113H173ZM214 114V113H213ZM259 114V113H258ZM32 115V114H31ZM33 115L31 116V117H33ZM38 115V114H37ZM57 115V114H56ZM65 115V114H64ZM128 115H130V114H128ZM135 115H136V113H135ZM245 115V114H244ZM19 116H20V114H19ZM67 116V115H66ZM88 116V115H87ZM95 116H93V117H95ZM131 116V115H130ZM242 116V115H241ZM259 116V115H258ZM65 117V116H64ZM67 117H69V116H67ZM67 117H66V119H67ZM77 117V116H76ZM81 117V116H80ZM129 117V116H128ZM134 117V116H133ZM143 117V116H142ZM205 117H207V115L205 116ZM1 118V117H0ZM28 118V117H27ZM27 118H25L26 120H27ZM99 118H100V120H99ZM130 118V117H129ZM128 118V119H129ZM193 118V117H192ZM243 118H245V117H243ZM247 118V117H246ZM259 118V119H258ZM9 119H11L10 117H9ZM24 119V118H23ZM60 119V118H59ZM65 119V120H66ZM70 118H68L66 121H70L69 120ZM95 119H97V120H99V122H96L95 123ZM131 119V118H130ZM204 119V118H203ZM207 119V118H206ZM2 119H0V121H1ZM4 120V119H3ZM7 120V119H6ZM14 120V119H13ZM18 120H19V118H18ZM60 120H64V118H61ZM64 120V121H65ZM90 120V119H89ZM132 120V119H131ZM138 120V119H137ZM164 120H166V119H164ZM181 120V119H180ZM12 121V120H11ZM33 119H32V122H31V118H30V120L28 119L27 120V123L26 124H30V125H32V123H33ZM79 121V120H78ZM91 121V120H90ZM133 121H136L135 119L133 120ZM235 121H237V122H235ZM264 121V120H263ZM17 122V121H16ZM28 122H30V123H28ZM45 122V121H44ZM89 122V121H88ZM128 122H129V120H128ZM149 122V121H148ZM167 122L169 123V121L167 120ZM177 122V121H176ZM15 123V122H14ZM48 123V122H47ZM91 123V122H90ZM134 123V122H133ZM138 123H140V122H138ZM165 123H166V121H165ZM165 123H163L164 124V126L166 125L167 126V123L165 124ZM0 124H1V122H0ZM16 124H18V123H16ZM137 124V123H136ZM20 125V124H19ZM56 125V124H55ZM66 125V124H65ZM127 125L128 126H130L131 127V132H129V128L130 127H127ZM143 125V124H142ZM172 125V124H171ZM17 127H18V125H16ZM15 126V127H16ZM21 126V125H20ZM39 126V125H38ZM136 126V125H135ZM145 126V125H144ZM13 126H11V128H12ZM16 127V128H17ZM22 127V126H21ZM27 127V126H26ZM45 127V126H44ZM51 127V126H50ZM53 127V126H52ZM135 128V127H134ZM146 128V127H145ZM164 128V127H163ZM163 128H161L162 130H163ZM169 128V127H168ZM37 129V128H36ZM44 129H46V128H44ZM88 130H89V128H87ZM147 129V130H148ZM159 130H161L160 128H158ZM194 129H197L198 130V128H194ZM200 129V128H199ZM202 129V128H201ZM24 130V129H23ZM38 130V129H37ZM40 130V129H39ZM48 130V129H47ZM165 130V129H164ZM3 130L1 129V132H2ZM43 131V130H42ZM90 131V130H89ZM134 131V130H133ZM150 131H148V132H150ZM172 131V130H171ZM4 132V131H3ZM52 132V131H51ZM141 134H140V133ZM159 132V131H158ZM19 133V132H18ZM17 133V134H18ZM31 133V132H30ZM38 133V132H37ZM89 133V132H88ZM87 133V134H88ZM151 133V132H150ZM170 133V132H169ZM178 133V132H177ZM204 133V132H203ZM2 134V133H1ZM17 134H15V135H17ZM35 134V133H34ZM159 134V133H158ZM179 135H180V132L178 133ZM44 135V134H43ZM150 135V134H149ZM173 135V134H172ZM191 135V136H190ZM258 135H260V138L262 139V140H259L258 141V138L257 137H259ZM262 135V136H261ZM0 136H2V135H0ZM39 136V135H38ZM47 136V135H46ZM45 136V137H46ZM153 136H154V134H153ZM157 136V135H156ZM176 136H178V135H176ZM4 137H6V136H4ZM17 137V136H16ZM23 137V136H22ZM56 137V136H55ZM141 137L143 138V140H144V138L147 140V142H145L146 140H142L141 139ZM175 137V136H174ZM3 138V137H2ZM1 138V139H2ZM99 138V139H98ZM155 138V137H154ZM160 138H162V137H160ZM184 138H186V137H184ZM190 138V139H191ZM259 138V139H260ZM13 139V138H12ZM142 140L144 143H146L145 145H144V143L143 142H139V140ZM187 139V138H186ZM200 139H202V140H204V141H202V140H200ZM207 139H209V140H207ZM155 140V139H154ZM157 140H158V138H157ZM160 140V139H159ZM168 140V139H167ZM181 140V139H180ZM14 141V140H13ZM32 141H34V140H32ZM50 141H52V140H50ZM164 141V140H163ZM176 141V140H175ZM174 140H173V142H175ZM187 141V140H186ZM185 141V142H186ZM207 141V142H206ZM7 142V141H6ZM95 142V141H94ZM151 142V141H150ZM169 142V141H168ZM173 142H171L173 145L172 146H174L173 147V149H171V151H170V149L168 150L169 152H167V154H169V155H167V156H169L168 158H175V156H177V155H181V153H182V151L180 150V149H182L183 151H184V148H182L183 146H181V142H175V143H177V144H175L174 145V143ZM188 142H190L189 140H188ZM138 143V144H137ZM154 143H156V142H154ZM160 143V142H159ZM171 143H169V144H171ZM152 144V143H151ZM161 144V143H160ZM164 144V143H163ZM179 144H180V148H179ZM89 145V144H88ZM148 145H150V143H148ZM156 145V144H155ZM1 147H2V144L0 145ZM18 146V145H17ZM26 146V145H25ZM147 146V145H146ZM167 146V145H166ZM195 146V145H194ZM262 146V147H263ZM12 147V146H11ZM102 147V146H101ZM148 147V146H147ZM197 147H195V149L197 148ZM252 147H255V148H252ZM6 148V147H5ZM27 148V147H26ZM199 148H197L198 150H196V151H200L199 150ZM247 148H249V150L247 149ZM250 148L251 149H253V150H250ZM262 149V148H261ZM20 150V149H19ZM188 150V149H187ZM12 152H14V151H16L15 149H14V151L13 150H11ZM157 151V150H156ZM211 151V150H210ZM215 151V152H216ZM4 152V151H3ZM17 152V151H16ZM187 152V151H186ZM2 153V152H1ZM5 153H7V152H5ZM10 153L11 152H9V158H11L10 156ZM20 153V152H19ZM104 153H107V151L106 152H103V154ZM166 153V152H165ZM4 154V153H3ZM1 154V156H4L5 158H7L8 156L6 155V154ZM12 154V153H11ZM146 154H147V156H146ZM153 154V153H152ZM182 154H184V152L182 153ZM218 154H220V153H218ZM7 157H6V156ZM23 155V154H22ZM0 156V157H1ZM16 156V155H15ZM146 156V157H145ZM149 156V157H148ZM200 156V155H199ZM206 156V155H205ZM260 156V155H259ZM22 157V156H21ZM104 157V156H103ZM182 157V156H181ZM184 157V156H183ZM182 157V158H183ZM257 157V156H256ZM146 158H148V159H146ZM167 158V157H166ZM166 158H165V160H166ZM204 158V157H203ZM222 158H224V157H222ZM255 158V157H254ZM258 158V157H257ZM105 159H107V157L105 158ZM148 161H146V160ZM184 159V158H183ZM200 159V158H199ZM208 159V158H207ZM253 159V158H252ZM0 160H2L1 158H0ZM6 159H4V161H5ZM10 160V159H9ZM103 160V159H102ZM170 160V159H169ZM185 160V159H184ZM227 160V161H228ZM253 160H255V159H253ZM7 161V160H6ZM104 162H105V160H103ZM196 161V160H195ZM252 161V160H251ZM104 162H102V163H104ZM110 162V161H109ZM184 162V161H183ZM186 162H188V161H186ZM198 162V161H197ZM201 162V161H200ZM211 162V161H210ZM209 162V163H210ZM224 162V161H223ZM230 161H228V163H229ZM250 162V161H249ZM254 162V161H253ZM101 163V162H100ZM100 163H99V165H100ZM101 163V164H102ZM192 163V162H191ZM222 163V162H221ZM245 163V162H244ZM243 163V164H244ZM252 163V162H251ZM2 164V163H1ZM164 164V163H163ZM166 164V163H165ZM201 165V163H197V165ZM230 164H232V163H230ZM235 164V166H236V164H238V163H234ZM254 164V163H253ZM264 164V163H263ZM192 166L194 165L195 166V164L193 163V164H191ZM227 165V164H226ZM233 165V164H232ZM172 167V166H171ZM189 167V166H188ZM196 167V166H195ZM199 167V166H198ZM210 167V166H209ZM222 167V166H221ZM221 167H219V169H222L223 167L225 168V166H223L222 168ZM226 167H228V166H226ZM238 167V166H237ZM236 167V168H237ZM242 167H243V165H242ZM244 167H245V165H244ZM249 167V166H248ZM248 167H246V168H248ZM251 167H253V166H251ZM146 168V169H147ZM192 168V167H191ZM240 168V167H239ZM245 168V169H246ZM147 169V170H148ZM241 169V168H240ZM251 169V168H250ZM254 169V168H253ZM109 170V169H108ZM191 170V169H190ZM199 170V169H198ZM203 170V169H202ZM242 170V169H241ZM107 171V170H106ZM143 171H145L146 172V174L143 172ZM192 171V170H191ZM190 171V172H191ZM204 171V170H203ZM208 171V170H207ZM211 171V170H210ZM209 171V172H210ZM219 171V172H218ZM248 171H249V169H248ZM195 172V171H194ZM197 172V171H196ZM195 172V173H196ZM208 172V173H209ZM212 172H214L213 173V175H216V174H219L220 173V170H217V169H215V171H212ZM212 172H210V173H212ZM228 172V171H227ZM239 172H241V171H239ZM243 172H245V171H243ZM240 173V175L242 174V175H244V174H249V173ZM250 172V171H249ZM104 173V172H103ZM144 173V174H143ZM147 173H149V174H147ZM209 173V174H210ZM224 173H225V171H224ZM236 173V174H235ZM234 174L237 176V172H235ZM256 173V172H255ZM30 174V173H29ZM108 174V173H107ZM193 174V173H192ZM226 174H228V173H226ZM226 174H225V176H226ZM232 174V173H231ZM252 174V173H251ZM208 175V174H207ZM224 175V174H223ZM229 175H230V173H229ZM257 175V174H256ZM259 175V174H258ZM101 176H102V174H101ZM105 176H107V175H105ZM201 176V177H200ZM211 176V175H210ZM232 176H233V174H232ZM238 176H239V174H238ZM245 176V175H244ZM243 176V177H244ZM99 176H96L95 177V179L96 178H98ZM187 177V178H186ZM209 177V176H208ZM221 177V176H220ZM233 177H235V176H233ZM233 177H230V178H233ZM241 177V176H240ZM185 178H186V180H185ZM219 178V177H218ZM239 178V177H238ZM248 178L249 179H251L249 176H248ZM100 178H98V180H99ZM104 179V178H103ZM103 179H100L101 181L103 180ZM108 179H109V176H108ZM241 179V178H240ZM259 179V178H258ZM97 180V179H96ZM95 180V181H96ZM98 180L96 181L97 183H98ZM226 180V179H225ZM95 181H94V183H95ZM106 181H107V179H106ZM111 181V180H110ZM245 181V180H244ZM92 182V181H91ZM207 182V181H206ZM229 182V181H228ZM254 182V181H253ZM93 183V184H94ZM103 183V182H102ZM200 183V184H199ZM211 183V182H210ZM218 183V182H217ZM232 183V182H231ZM260 183V182H259ZM109 184V183H108ZM89 185V184H88ZM91 185V184H90ZM263 185V184H262ZM93 186V185H92ZM104 186H105V184H104ZM205 185L203 184V187H204ZM208 186V185H207ZM211 186V185H210ZM255 186V185H254ZM253 186V187H254ZM91 187V186H90ZM94 187V186H93ZM100 187V186H99ZM110 187H111V185H110ZM114 187V186H113ZM120 187V186H119ZM118 187V188H119ZM92 188V187H91ZM90 188V189H91ZM101 188V187H100ZM103 188V187H102ZM102 188H101V190H102ZM198 188V189H197ZM208 188V187H207ZM219 188V187H218ZM238 188V187H237ZM88 189H89V187H88ZM96 189V188H95ZM204 189V188H203ZM209 190H207V191H210V188H208ZM212 189V188H211ZM226 189V188H225ZM236 189V188H235ZM242 189V188H241ZM260 189V188H259ZM264 189V188H263ZM100 190V189H99ZM114 190V189H113ZM117 191H118V189H116ZM115 190V191H116ZM216 190V189H215ZM239 190V189H238ZM237 190V191H238ZM87 191V190H86ZM89 191V190H88ZM91 191V190H90ZM89 191V192H90ZM92 191H93V188H92ZM95 191V190H94ZM218 192H219V190H217ZM106 192V191H105ZM109 192H111V191H109ZM202 192H206V189H205V191H202ZM246 192V191H245ZM33 193V192H32ZM114 193V192H113ZM118 193V192H117ZM197 193H199V192H197ZM197 193H195V194H197ZM208 194H210L209 192H207ZM206 193V194H207ZM217 193V192H216ZM221 193V192H220ZM243 193V192H242ZM34 194H36V193H34ZM112 194V193H111ZM190 194H191V198H190V200H192L193 198L195 199V200H197V201H195V203H197L198 205H196L195 203H193L194 201L192 200V203L194 204V206L193 207H195V208H197V206H198V208L197 209H199V207L201 208V209H199V210H197V209H195V208H191V207H189V206H191V205H193V204H191V202H190V205H187L188 203H189V196H190ZM194 196H193V195ZM200 194H201V192H200ZM212 194H213V192H212ZM252 194V193H251ZM67 195V194H66ZM198 195V194H197ZM218 195V194H217ZM216 195V196H217ZM232 195H234V194H232ZM232 195H230V196H232ZM95 196V195H94ZM120 196H122V195H120ZM200 196V195H199ZM198 196V197H199ZM202 196V195H201ZM34 197H36V196H34ZM197 197V198H198ZM33 198V197H32ZM127 198V197H126ZM188 198V199H187ZM206 199H207V197H205ZM215 198H217V197H215ZM21 199V198H20ZM209 199V201H211L212 200V198L210 199V197L208 198ZM231 199H232V197H231ZM235 199V198H234ZM240 199V198H239ZM229 200V199H228ZM237 200V199H236ZM236 200L234 201V202H236ZM187 201V203H185ZM213 201V200H212ZM224 201V200H223ZM226 201V200H225ZM224 201V202H225ZM247 201V200H246ZM262 201V200H261ZM80 202V201H79ZM230 202V201H229ZM234 202H232V203H234ZM22 203V202H21ZM134 202H132V204H133ZM226 203V202H225ZM224 203V204H225ZM232 203H230L231 205H232ZM252 203H254V201L252 202ZM76 204V203H75ZM81 204V203H80ZM97 203H95V200H94V198H91L90 199V201H88V204L86 203L85 205H83V207L84 208H91V207H95V206H97L96 205ZM224 204H222L223 206H224ZM229 204V203H228ZM251 204V203H250ZM235 205V204H234ZM264 205V204H263ZM133 206V205H132ZM222 206V208H224ZM230 206V205H229ZM237 206V205H236ZM243 206V205H242ZM119 207V206H118ZM231 207V206H230ZM234 207V206H233ZM247 207V206H246ZM214 208V209H213ZM217 208V209H216ZM221 209V208H220ZM34 210V209H33ZM77 210V209H76ZM101 210V209H100ZM104 210V209H103ZM105 210H106V207H105ZM209 210V211H208ZM227 210V209H226ZM78 211V210H77ZM76 211V212H77ZM220 211V210H219ZM233 211V210H232ZM17 212V211H16ZM208 212H210V213H208ZM226 212V211H225ZM224 212V213H225ZM17 213H19V211L17 212ZM85 213V212H84ZM227 213V212H226ZM231 213V212H230ZM120 214V213H119ZM207 214H212L211 216L210 215H207ZM20 215H22V213L20 212ZM69 215V214H68ZM233 215V214H232ZM243 215V214H242ZM70 216H71V214H70ZM88 216V215H87ZM208 216H210V218L208 217ZM221 216V217H220ZM231 216V215H230ZM86 216H84L83 218L84 219H86L85 218ZM208 217V218H207ZM219 217H220V220H218L219 219ZM230 218V217H229ZM225 219H226V215H225ZM83 219H82V217L81 218H79L78 220H76V221H74L71 217H69V216H67V217H65L64 219H63V221L61 222V225H59V227H57L56 229H55V231H54V233H53V236L54 237H57V236H60L62 233H63V225H67V224H75V225H77L78 223L79 224H81V221H82ZM87 220H88V218H87ZM227 220H228V218H227ZM234 220V219H233ZM33 224H34V222L33 221H31ZM26 223V222H25ZM37 223V222H36ZM87 223H88V221H87ZM209 223V224H208ZM208 224V226H206ZM35 225V224H34ZM94 225H95V223H94ZM142 225V224H141ZM141 225H139V226H141ZM224 225V226H223ZM25 226H27L28 227V224L26 223V225ZM32 226L33 225H31V228H32ZM72 226V225H71ZM221 226H223V227H221ZM227 226V225H226ZM34 227V226H33ZM94 227V226H93ZM209 227H210V229H209ZM90 228V227H89ZM98 228V227H97ZM140 228V227H139ZM38 229H40V228H38ZM64 229H65V227H64ZM141 229H142V227H141ZM207 229V228H206ZM216 231H215V230ZM227 229V228H226ZM73 230V229H72ZM98 230H100V229H98ZM205 231V230H204ZM204 231L202 232V231H200V233H202V234H204ZM219 231V230H218ZM221 231V230H220ZM34 232V231H33ZM94 232V229H92V230H89V232H88V234H87V240L89 241V242H91V244L94 242V240H92V233ZM198 232H199V230H198ZM8 233V232H7ZM37 233V232H36ZM51 233V232H50ZM191 233V234H190ZM208 233V232H207ZM219 232H217L216 234H218ZM19 234H20V230H16L15 231V233L14 234H12L11 235V237L10 236H8L9 238H11V240L10 239H7L6 237V239L4 240V243H3V245L1 246V248H0V250L2 251V252H4L5 250H6V248H8L7 246H8V240L9 241H13V240H17L18 238H19ZM159 234V233H158ZM199 234V233H198ZM215 234V235H216ZM50 235H52V234H50ZM160 235V234H159ZM188 235H191L190 237H188ZM200 235V234H199ZM63 236V235H62ZM74 236V235H73ZM73 236L71 237V239H70V241H66L65 242V244H64V246L62 245V246H58L57 248H56V246L54 247L53 246V243H54V237H52V238H50L49 240H47L46 241V249L43 251V249H42V251L44 252V253H42L41 252V250H40V248H38V247H36V248H23L24 246H22V248L19 250V255H24L25 256V262H24V260L22 261L23 262V264H41L40 263V261L42 260L41 258H43V255L44 254H46L45 256L46 257H49V254L55 249V253L54 252H52V253H54L56 256V258L57 257H60V256H62V258H65L64 260H66V258L68 257V255L70 254L71 256H73L72 254H73V252L75 253V248H76V245H75V243H76V241L74 242L73 240ZM161 236V235H160ZM177 236V235H176ZM183 236V237H182ZM185 236H187V237H185ZM204 236V235H203ZM210 236H209V238H210ZM182 237V238H181ZM205 237H208L206 234H205ZM39 238V237H38ZM167 238V237H166ZM165 238V239H166ZM184 238V239H183ZM186 238V239H185ZM198 238V237H197ZM212 238V237H211ZM31 239V242L32 243H37L38 242V240H37V236L35 235V233L33 234V236L30 238ZM42 239V238H41ZM78 239V238H77ZM164 239V240H165ZM201 239V238H200ZM162 240V239H161ZM163 240V241H164ZM41 242V241H40ZM60 242V241H59ZM106 242V241H105ZM165 242H166V240H165ZM185 242V241H184ZM10 243V242H9ZM22 243V242H21ZM78 243V242H77ZM99 244L98 242H95L94 244H92V246H94L95 244ZM104 243V242H103ZM183 243V242H182ZM24 244V243H23ZM9 245H11V244H9ZM37 246V245H36ZM52 247H54V249L52 248ZM52 248V249H51ZM168 248H170L169 246H167V249ZM106 249V248H105ZM108 249V248H107ZM170 250V249H169ZM0 251V252H1ZM165 251H168V250H166L165 249ZM52 253L50 254V255H52ZM41 255H42V257H41ZM48 255V256H47ZM67 257H66V256ZM64 256V257H63ZM80 256V255H79ZM53 257V256H52ZM40 258V259H39ZM45 258V257H44ZM43 258V259H44ZM88 258V257H87ZM24 259V258H23ZM47 259V258H46ZM46 259H44V261L46 260ZM8 260V259H7ZM13 260V259H12ZM59 260V259H58ZM68 260V259H67ZM67 260H66V264H67ZM2 261V260H1ZM15 261V260H14ZM38 261H39V263H38ZM43 261V262H44ZM49 261V260H48ZM77 261V260H76ZM78 261H79V259H78ZM77 261V263L78 264H80L81 263V260H80V262H78ZM84 261V260H83ZM21 262V263H22ZM42 262V261H41ZM46 262V261H45ZM68 262H72L70 259H69V261ZM85 262V261H84ZM84 262H82V263H84ZM3 263V262H2ZM21 263H19V264H21ZM73 263V262H72ZM71 263V264H72ZM75 263V262H74ZM76 263V264H77ZM4 264H6V263H4ZM9 264H13V263H9ZM44 264H46V263H44ZM60 264V263H59ZM85 264V263H84Z\"/></svg>", "mask_w": 264, "mask_h": 264}]
</instances>
